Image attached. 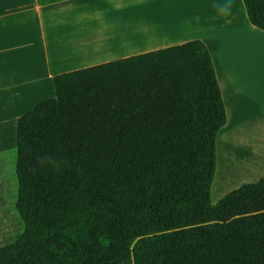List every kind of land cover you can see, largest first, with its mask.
Instances as JSON below:
<instances>
[{
	"label": "trees",
	"instance_id": "obj_1",
	"mask_svg": "<svg viewBox=\"0 0 264 264\" xmlns=\"http://www.w3.org/2000/svg\"><path fill=\"white\" fill-rule=\"evenodd\" d=\"M264 31V0H243ZM17 125L0 264H264V176L212 203L228 118L200 40L64 73Z\"/></svg>",
	"mask_w": 264,
	"mask_h": 264
},
{
	"label": "crops",
	"instance_id": "obj_2",
	"mask_svg": "<svg viewBox=\"0 0 264 264\" xmlns=\"http://www.w3.org/2000/svg\"><path fill=\"white\" fill-rule=\"evenodd\" d=\"M194 40L211 53L227 111L223 163L234 143L264 142V31L243 0H0V171L16 172L14 156L2 160L8 143L15 149L19 120L56 97L57 76ZM239 146L236 170L258 181L264 146Z\"/></svg>",
	"mask_w": 264,
	"mask_h": 264
},
{
	"label": "rangeland",
	"instance_id": "obj_3",
	"mask_svg": "<svg viewBox=\"0 0 264 264\" xmlns=\"http://www.w3.org/2000/svg\"><path fill=\"white\" fill-rule=\"evenodd\" d=\"M1 123L2 121L0 120V126L3 127ZM1 143L3 144V141H0V144ZM15 145L16 141L14 142V140L8 143V146L12 148V151L5 152V158L1 157L2 160H9V158L11 159L13 158V156L14 158H16V148L13 149ZM239 145H241V147L243 148H251L252 146H254L258 147L257 150H259L264 146V142H236L233 144L234 147L230 146L226 153L227 157L224 159V161H222L223 163H221L219 158V142L217 141L218 164L215 180L212 187V203L214 205L217 204L228 192L237 189L243 183L251 180L249 178V172L246 173L245 171H237L235 168L236 150H238V148L240 147ZM219 171L220 174L223 173V179L221 177L220 179H218ZM235 178H237V180L231 186L228 184H225L226 186H228L227 188L223 186V182H229L230 180L232 182ZM223 187L225 189L222 192ZM17 192L18 181L16 172L14 170L12 173H4L3 171H0V246L16 241L24 231V224L16 209Z\"/></svg>",
	"mask_w": 264,
	"mask_h": 264
}]
</instances>
